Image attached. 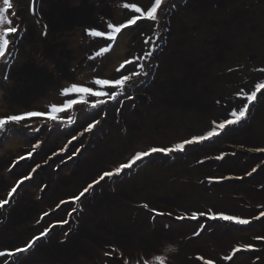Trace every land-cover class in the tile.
I'll list each match as a JSON object with an SVG mask.
<instances>
[{"label": "flooded vegetation", "instance_id": "af4514ba", "mask_svg": "<svg viewBox=\"0 0 264 264\" xmlns=\"http://www.w3.org/2000/svg\"><path fill=\"white\" fill-rule=\"evenodd\" d=\"M40 2H45L52 10V14L60 15V18L44 20ZM124 2H134L147 8L151 6L153 0H79L77 9L70 8L71 0H38L36 7L38 22L27 17L29 26L21 31L25 34L21 38L11 68L0 65V88L6 81L11 83V89L6 94L0 90V97H3L0 108L6 106L7 113L13 111L11 114H14L17 113L13 109L15 106L20 109L19 112H23L34 108L37 102L43 105L47 102L46 108L35 107V110L45 112L51 103H62L65 98L60 95L59 90L72 82L92 86L90 81L96 77L114 78L123 74L116 71L120 66L117 65V55L123 56L122 60L119 59L122 64L130 54L142 55L146 49L144 43L142 50L137 48L140 45L134 43L126 47L125 53L123 49L119 53L118 49L125 43V41L119 43V38L121 35L126 37L124 34L126 29L118 36L112 51L107 53L105 58L96 60L89 57L100 47L106 46L107 41L89 37L88 42L73 47L69 45L65 36L71 29L81 30L87 34L88 28L106 31L108 21L115 24L126 22L133 14L122 7ZM73 15L79 18L73 19ZM44 25L48 26L47 36L42 34ZM140 25L135 32L147 31L143 33V40L145 35H152L150 23L140 21ZM159 32L158 48L153 53L151 61L145 64L148 75L140 76L136 82L143 84V129L148 125L147 122H151L149 119L152 116L151 111L146 110L147 104H150L152 109H156L155 114L163 115L167 110L170 113V115L165 113L164 117L168 119L170 116L172 122L164 124L163 127L176 129L189 122L193 123V127L186 129L185 134L180 133V130L177 134L172 131V134L178 137L177 143L195 135H202L211 130L212 121L219 122L228 115L230 109L242 105L243 101L236 95L241 88L251 91L254 83L259 82L257 78H264V73L253 71L264 67V0H167L160 13ZM135 38L136 34L134 39L132 36V40ZM127 68L132 67L128 65L125 72ZM5 74L8 75L7 80L3 79ZM20 75L22 80H19ZM30 77L36 82L32 83ZM51 90H55L56 93ZM122 103H116L120 105L117 108L118 114L123 111ZM85 107L88 110L90 106ZM86 120L85 124L91 119ZM121 122L127 127H123L118 135L113 134L106 144L104 141L105 146L113 144L114 147L116 143L122 141L127 143L129 135L134 133L131 132L133 127L128 130L127 117H122ZM156 126L157 121L152 127ZM43 134L45 136L42 138L48 146L43 145L41 151L40 147L38 148L35 153H39V156L37 158L34 156L32 161L26 163L27 170L16 173L15 167L18 164H13L15 166L12 165L9 170L0 168V199H6L14 180L16 184L33 167L40 165L36 172L32 173V179L21 184L10 203L5 205L4 209H0V251L22 247L46 228L51 227V231L47 237L37 241V245L29 253H21L15 258H0V264H4L5 261L11 264L13 259L16 264H124L125 260L128 264H137V261L143 264L145 259L152 260L155 256L164 254L171 260L169 264H199V257L211 256L212 248H209V245L212 236L205 238L201 243H195L200 246L196 248L187 239V230L170 227L172 220L179 221L176 219L178 214L185 216L177 211V200L181 199L185 192L191 191L192 195H196L193 185L190 184L196 183L202 188L198 195L200 201L196 202L198 210H208L209 205L210 209H214L212 206L217 205L215 202L218 200L217 196L205 198L207 189L210 192L227 188L229 191L223 195L225 198L240 200L239 206L233 208L252 217L264 211V153L239 150L248 156L241 155L242 157L235 160L238 150H234L226 142L219 145L221 141L239 140V145H243L244 148L264 147V94L258 95L257 102L250 107V116L246 121L235 127L230 126L219 137L205 142L203 150L196 145L188 146L184 153L188 152V158L193 156L192 160L199 162L196 169L200 171L203 167L204 173L208 175L202 174L198 180L187 178L186 180L191 181L179 183L186 191L173 190L174 196H169L170 193L161 196L157 194L155 188L145 193L146 188L143 185L138 186L142 181L118 176L109 186L108 192L102 191L104 195L100 192L103 185L99 184L86 194V198H82L79 206L69 202L57 208L61 201H70L71 197L78 195L89 183L99 178L95 177L98 173L95 169L98 168L102 156L101 144L98 136L92 139L99 155L93 160L87 156L88 162L92 160L90 164L84 165L83 157L72 163V159L66 157L82 148L85 142L82 139L86 135L73 140L72 137L76 134L72 132H54L45 127L34 136V139ZM145 134L147 137H143L145 139L143 146L147 147L151 142L148 139L150 133L144 131L143 136ZM134 138L129 139L128 144L133 145ZM89 140L90 138L86 140L87 143ZM69 141H73L70 150ZM172 143L176 144L174 141ZM208 143L210 147L207 148L205 146ZM32 146L31 143L27 148ZM151 147L153 146L150 145ZM65 148L66 150L61 152V149ZM110 148L105 155L115 151ZM125 149L119 148L117 151L123 154ZM196 151L202 158L194 160ZM222 153H226L223 160L215 159ZM175 155L176 153L170 156ZM257 165L259 167L256 172L251 176L247 175ZM229 177L231 179H228ZM207 181L217 182L220 187L215 188L218 186L216 183L210 187L205 183ZM129 183L132 185L129 186ZM29 186L35 190L29 189ZM231 188L234 193H230ZM123 195L127 198L121 202L120 198ZM248 196L254 197L250 204L243 202V197ZM257 198L258 200H255ZM127 200L128 206H125ZM107 201H110L109 205ZM117 203L121 206L117 207ZM144 203L149 205V209L171 215L155 216V213L142 207ZM73 207H76L77 211L69 217L68 213ZM46 212L49 215L40 220ZM159 219L161 221H158ZM64 220H68V223H59ZM135 223H140L142 229L136 228ZM237 226L257 230L255 237H246V240L252 242L251 245L259 251H249L246 255L239 252L231 261L222 259L220 264H264V241L255 239L264 236V220L254 221L252 225ZM204 231L209 234L212 232L207 228ZM229 233L230 231L223 230L213 235L222 237L221 244L226 236L231 237L232 233ZM184 238L185 241L182 240ZM171 248L174 252L169 251ZM231 253L230 250L229 254Z\"/></svg>", "mask_w": 264, "mask_h": 264}, {"label": "rangeland", "instance_id": "374dc122", "mask_svg": "<svg viewBox=\"0 0 264 264\" xmlns=\"http://www.w3.org/2000/svg\"><path fill=\"white\" fill-rule=\"evenodd\" d=\"M14 5H15V12H16V16L13 17L14 23H19L20 26H24L25 23L20 19L19 16V11H20V5L24 6V10L27 12L28 11V18H30L31 20H35L37 21V16L36 14L33 15L31 10H30V6H31V2L30 0H27V2L25 3L24 0H13ZM71 4L75 6V3L71 0ZM27 15V14H26ZM73 19H77L79 18L78 16L73 15L72 16ZM71 18V17H70ZM139 25H137L136 27H133V29H126V37L124 38L123 35L120 36L119 38V43H122L123 41H125V43H123L122 48L118 49V52L120 53L121 50L123 49L124 53L126 52V47L128 48L129 45H132L134 43L140 45V47L138 46L137 48H139L140 50L143 49V35L142 33H145L147 31L144 30H139L137 32H135L136 30H138L141 25L140 22H138ZM138 28V29H137ZM149 28V26L147 27ZM130 34H132L130 36ZM134 34H136V38L135 40H132V36L134 39ZM141 36V37H140ZM132 51V50H131ZM130 51V52H131ZM123 57V56H122ZM117 55V65L119 66L121 64V62H119L120 60H122L123 58ZM125 57H127L125 55ZM134 57L133 55L130 54V56H128V59ZM120 59V60H119ZM130 67L135 68L134 65H130ZM96 76H99L98 74H96ZM141 82V81H139ZM142 82L141 83H137L135 84V86L131 89V90H127L126 92L128 94H130L132 97H134V99H122V113L120 112V114L117 113V108L120 105H116V103L119 102H111L108 105L103 106L104 110L106 111L107 115L106 117H101L99 115H97L95 118L100 119V123L96 126L95 129H93V131L91 133L85 132L84 135L85 138L82 139V141L84 142L82 148L77 149L75 151L74 154H69L66 158H69V156L71 155L72 159V163L79 161V159H83L82 163L84 165L86 164H90V162L96 158V155H99L98 153H96V145L93 144V138H95V136L99 137V142L101 144V149L100 151L102 152V156L100 157V162H99V166L98 168H93L96 171H98V173L96 174V178L99 177L101 175L102 172L104 171H112L114 170L115 167H117L119 164L121 163H126L128 161V159L131 158L132 155H134L135 152L137 151H143V148H145L144 150H147L150 148V145H152L153 147H169L174 145L172 142L174 141L175 143H177V135H173L172 131H174L175 134H177L179 132V130L181 131L180 133L185 134L186 129L193 127V123H188L187 125H183L180 128L173 129L172 127H163L164 124L168 123V122H172L170 119V116L168 117V119H165L164 115L165 113H167L168 115H170V113L167 111H165V113L163 115H160L157 110V114H155L154 112L156 111V109H152V105L147 104V111H151L150 114H152V116L149 118L151 120V122H147V126H145V129H143V116H144V111H143V90H142ZM118 100H120L118 98ZM30 103V102H29ZM33 103V102H31ZM51 103V101L49 102ZM56 103L57 105H59L61 102H53ZM121 103V102H120ZM52 104V103H51ZM11 105L10 104V109H11ZM47 102L45 105H43V103H36V106L38 108H46ZM35 106V107H36ZM41 106V107H39ZM35 107L32 108L33 110H35ZM91 107H89L90 109ZM4 110H0V116H6L8 114H11V112L13 111H9L7 113V108L5 109V106H3ZM18 109V108H17ZM32 109H26L27 110H32ZM87 107L85 106H81V105H76L74 106V108L72 110H70L67 113H63L61 114V120L60 121H45L43 119L37 118L32 122H28L29 126H24L23 124L20 126H16V125H11L8 126L10 127V131H5V132H0L3 135V138L6 141V145L5 147L1 148L0 147V157L5 156L6 154L9 153V151H13L14 153L11 154L7 160L10 161L11 158H19L21 156L26 157L24 160H20L18 162V165L15 167V172L16 173H20L23 170H27L25 165L27 162H29L28 160H33L34 156L35 158H37L39 156V153H35L38 148L40 147L39 151L42 150V146H48L47 143H45L44 137L45 134L41 135L40 137H38L37 139H34V136L38 134V132L41 131V129L43 128H49L54 132H72L73 134H76V139H78L81 135H79V133L81 131H83V127L86 125L85 124V120L87 119H92L93 116L92 114L97 112V109H88L86 110ZM12 110V109H11ZM19 110V109H18ZM4 111V112H3ZM42 111V110H40ZM88 111V112H87ZM47 112V111H45ZM127 112H129V114L127 115ZM122 117H127L128 122V130H130V127H133L131 129V135H129V139H133L134 136V143L133 145L128 144L129 143V139L126 141H122L119 142V144L116 143V145L114 147L113 144L112 146L109 145L108 147L105 146L103 144V142L105 141V144L107 142L110 141V139L112 138L113 134L118 135L119 131H121L123 129V127H127L125 125H123V123L121 122V118ZM178 119V118H176ZM68 120H71L72 123H68ZM86 120V121H87ZM90 121V120H89ZM157 121V126L156 127H152L154 124H156ZM78 122V123H77ZM179 122V119H178ZM88 123V122H87ZM135 123V124H133ZM59 130V131H58ZM185 130V131H184ZM149 132L150 134H148V139L151 140V142H149V144L147 145V147L143 146V137L146 138L147 135L145 134L143 136V132ZM95 132V133H94ZM200 132V130H199ZM57 135H59V133H57ZM128 136V133L126 134V137ZM90 138V140L87 143V139ZM157 140V141H156ZM140 142V143H139ZM222 143L219 145H223V143H228V146L232 147L234 150H245L249 153L248 148H244L243 145H239V140L236 142H232V141H221ZM32 143V145L34 146L35 144H39L40 146L38 148L35 149V151H33V146L32 148H27L30 144ZM207 143V142H206ZM64 143H62V145H64ZM73 141H71V143L68 142V149L70 150V147L72 146ZM210 143L207 144V146L205 147H210L209 145ZM198 147H200L201 150L204 149L203 145H196ZM107 147V149H109V147L115 149V151L113 153H110L109 155H105L104 153L108 152V150L105 148ZM27 148V149H26ZM110 148V149H111ZM125 149V151L120 152L117 151V149ZM29 152H32V156H28L27 154ZM100 152V153H101ZM196 153V159L194 160H198L200 158H202V156L200 154ZM248 156L247 153H241L240 151L238 152L235 160L237 158H240L242 156ZM254 155V154H252ZM87 156L92 157V160H90L89 162L87 161ZM254 157V156H253ZM193 156H191L190 158H188V152L184 153V155L182 156L181 153H176L175 156H164L163 154H154L152 157L147 158L146 160H144L143 162H138V166H133L132 169L125 170V173H122L120 176L125 178H129V179H138L140 181H142V183H139L138 186L143 185V187H145V193L149 192L152 188L157 189V194L159 195H168L167 193H170L169 196H174V192L173 190H185L184 188H182V186L179 184L183 181H191V180H186L187 178H194L196 180L200 179V175L204 174V175H208V173H204V168L201 167L202 169L200 171H198V169H196V165L199 164V162H195L192 160ZM40 159H38L39 161ZM233 160V157H232ZM30 161V162H31ZM79 164V163H76ZM203 164V163H201ZM68 165V164H67ZM73 165H71L72 167ZM237 166H239V164H237ZM83 168H87V167H83ZM44 171H47L46 169H43ZM70 171V168L68 169ZM87 172V171H85ZM84 172V173H85ZM211 174V173H210ZM87 175V174H86ZM7 177H9L8 175H6ZM212 176H215L214 174H212ZM13 179H17L14 178ZM115 177L109 179L106 178L105 181L101 182V188H100V192L103 194V190L108 192V188L109 186L112 184V182L114 181ZM206 184H209V186L211 187L213 185V183L217 182H205ZM15 184V180L12 183V187ZM129 186L132 185V183L128 184ZM186 185V184H185ZM193 185L195 191H196V195H192L191 191L189 192H185V195H183L181 197V199L177 200V205H176V209L178 212L183 213L185 216L190 217L192 215L193 212L195 213H205L207 212L210 208L209 206L207 207L208 210L202 211L198 210L197 204L196 202L200 201V198L198 195H200V191H201V187L199 186V184H190ZM218 186L215 188L220 187L219 184H217ZM31 186V184H30ZM32 190L33 187H30ZM243 189H247L246 187H242ZM210 189V188H209ZM232 189V188H231ZM235 189V188H234ZM238 189V188H236ZM235 189V190H236ZM37 190V189H36ZM38 191H40V189L38 188ZM186 191V190H185ZM206 191V190H205ZM207 194L205 195V198H212L213 196H217L218 200H216L215 202L217 203L216 207L212 206L214 209H211L213 212L219 214V213H224L227 215H233V216H237V217H241V218H246V219H251L252 216L245 214L243 211H238L236 208L233 207H238L239 206V201L238 199H229L228 197H224V194H228L229 189L225 188L222 190H211L209 192V190L207 189ZM54 189H52L51 194H53ZM144 193V194H145ZM230 193H234V190L232 189V192ZM127 197L125 195H123L120 200L121 202H123V199H126ZM102 199H104L102 197ZM243 202L250 204V200H254V197H243ZM33 200H35L33 198ZM255 200H258L255 199ZM128 201L125 203V206H128ZM110 201H107V205H109ZM113 204V202H112ZM172 205V204H171ZM215 205V204H214ZM121 206L117 203V207ZM177 216H182V215H177ZM151 219V218H150ZM149 219V220H150ZM158 221H161L160 219ZM169 226V223H167ZM228 224H230L231 226H229ZM136 228L138 229H142V225L140 223H135L134 224ZM167 226V227H168ZM170 227L172 229H176V228H180V229H185L187 230V235L191 244H193L196 248H199V245H195V243L199 242L201 243L203 240H205V238L207 237H211V241H210V245L209 248H212L211 251V256L205 258V255H203L202 257L204 259H210L212 261H214V264H220V262H222V259H225V257L229 256V251L231 250V252L233 251L234 248L236 247H240L241 249H243L245 246L250 245L252 242L246 240V237H255V235L257 234V230H248V229H244V228H240L237 225L232 224L231 222H220V221H209L206 219V217H201L200 220H179V221H175L172 220ZM201 228H203V231L201 232L200 236H195V233L200 230ZM207 228V230H210L212 232L207 233V231H204V229ZM223 230H228L230 231L231 237L226 236L225 239L223 240V242L220 244V239L222 238L221 236H214L213 233L218 234V232L223 231ZM145 231V225L143 224V232ZM204 233V234H202ZM206 234H208L209 236H207ZM216 234V235H217ZM215 238V240H214ZM178 240V238H177ZM185 241V238L182 239ZM177 242V241H175ZM179 242V241H178ZM173 249V248H171ZM172 252H174V249L172 250ZM240 253L242 254H248L249 252H245V251H241ZM167 254H164L163 256L166 257ZM167 259V258H166ZM171 261L169 259H167V263ZM170 263V262H169ZM168 263V264H169ZM188 264V263H186ZM193 264V263H190ZM199 264H203V260L200 259V263Z\"/></svg>", "mask_w": 264, "mask_h": 264}, {"label": "snow or ice", "instance_id": "6c2138e0", "mask_svg": "<svg viewBox=\"0 0 264 264\" xmlns=\"http://www.w3.org/2000/svg\"><path fill=\"white\" fill-rule=\"evenodd\" d=\"M31 6L30 10L33 15L36 14V7L38 0H30ZM167 0H153L151 6L144 8L142 6L137 5L134 2H124L122 3V7L124 9L130 10L133 14L129 19L124 23L115 24L111 21L107 22V30L101 31L96 30L95 28L86 29V33L90 37L101 38L108 43L104 47H100L93 56L89 57L92 60H96L97 58H105L107 53L112 51L113 45L116 44L118 36L125 29H130L132 26H137L138 22L144 21L150 23L152 26V35H145L143 40L144 45L146 46L145 51L142 55L134 56L130 59L125 60L120 66L116 69L118 73H123L118 77L114 78H101L96 77L90 81L92 86H86L77 84L72 82L69 86L60 89V95L64 97L62 103L59 105L51 104L48 108L47 112L40 110H27L23 112H17L14 114H8L6 116H0V132L10 131L11 125H24L29 126L28 122H32L37 118L43 119L45 121H60L61 114L67 113L74 108L76 105L90 106L92 109H97L98 111L93 113V118L86 123L83 127V131L79 133V135H84L85 132L91 133L93 129L100 123V119L95 118L97 115L101 117H106L107 113L104 110L105 105H108L111 102H121L122 99H134L130 94L126 92V89H131L135 86L137 79L140 76H147L148 73L145 70V64L151 61L153 53L158 48V41L160 40V32H159V22H160V13L164 9ZM16 16L15 5L13 0H0V65L6 66L8 69L11 68V63L14 62V58L16 52L19 48V33L23 30L20 24L14 23L13 17ZM47 25H44L43 35L47 36ZM134 30V29H133ZM125 35L127 33H124ZM142 35H144L142 33ZM128 65H134L135 70L132 68L125 69ZM95 67V65H94ZM232 71V69H229ZM253 71L264 73V67H260L254 69ZM3 79L7 80L8 75L5 74ZM259 82L254 83L251 91H246L244 88H241L240 91L236 94L237 97L243 101L242 105L238 108H232L229 110L228 115L225 118H222L219 122L212 121L211 130L205 132L202 135L192 136L190 139H185L182 142L176 143L169 147H151L144 151H137L134 155L131 156L130 159L126 163H121L112 171H104L101 173L98 179L94 180L92 183H89L78 195H75L70 198V201H61L57 208L60 205L66 203L78 204L82 202V198H86V194H89L96 185L101 184L102 181H105L106 178L118 177L122 173H125V170L132 169L133 166H138V162H143L147 158L152 157L154 154H163L164 156H169L174 153H184L186 152L188 146L194 145H203L205 142L212 141L213 138L219 137L220 134L230 126L235 127L241 124L242 121H246L250 116V107L254 105V102H257L258 95L264 94V78H257ZM94 98V99H90ZM118 98H121L118 100ZM68 123H72L71 120H68ZM72 139H76V136H73ZM71 143V141H69ZM40 145L35 144L33 146V151L38 148ZM65 149H61V152L65 151ZM248 151L255 153H264V147H254L249 148ZM29 157L32 156V152L27 154ZM226 153H222L220 156L215 157V159L223 160ZM26 157L21 156L18 158L17 163L20 160H24ZM71 158V155L69 156ZM202 162V161H201ZM15 166V165H13ZM40 167L37 164L35 167L31 169V171L21 177L15 186L11 187L8 191V197L6 199H0V209H4L5 205H8L12 200L14 194L17 193V189L20 188V185L23 184L26 180L32 179V173H35L36 170ZM256 167H253L252 172L247 173V175L251 176L253 172H256ZM228 179H231L229 177ZM236 179H241V177H236ZM143 208L149 210L150 212L155 213V216H170L171 213H165L163 211H158L156 209H149V205L144 203L142 205ZM82 211V208H80ZM77 211L76 207H73L71 211L68 213L69 217L72 216L74 212ZM49 213H44L43 216L40 217V220H43L44 216H48ZM155 216L153 219H155ZM201 217H206L209 221H220V222H231L234 225L239 226H247L252 225L254 221H262L264 220V211L259 212L257 215L252 217L251 219L241 218L233 215H227L224 213H215L211 209H209L205 213H195L193 212L190 217L186 216H177L178 220H200ZM40 221H37L39 223ZM61 224H67L68 220L60 221ZM55 225H53L54 227ZM51 231V227L44 229V231L37 236H34L31 240L27 241L22 247H18L9 251H0V258L3 257H12L15 258L19 254L29 253L30 250L37 245V241L41 240L42 237H47L48 233ZM203 228L195 233V236H200ZM68 233L66 232L65 235ZM259 241H264V236H258L255 238ZM173 249H169L172 251ZM245 251V252H255L259 251V249L255 248L253 245H247L243 249L240 247H236L233 249L231 255L225 257L226 260L231 261L233 257L236 256L237 253ZM108 255V253H106ZM199 259L203 260V264H214V261L210 259H204L203 257H199ZM258 260L259 257H256ZM4 264H8L7 261ZM11 264H16L15 259L12 260ZM124 264H128V261L125 260ZM137 264H140V261H137ZM143 264H167V259L163 255H157L152 260H143Z\"/></svg>", "mask_w": 264, "mask_h": 264}, {"label": "water", "instance_id": "95a60500", "mask_svg": "<svg viewBox=\"0 0 264 264\" xmlns=\"http://www.w3.org/2000/svg\"><path fill=\"white\" fill-rule=\"evenodd\" d=\"M75 3V6L70 4L71 9H77V3L79 0H72ZM136 27V26H133ZM133 29V28H132ZM74 29L69 30L68 34L65 36V38L68 39L69 45H72L73 47H77L79 44L82 45L85 42H88V39L90 36L84 33V31L77 30L73 31ZM11 89V83L9 81L4 82V85L2 88H0L1 92L6 94ZM50 90V89H49ZM48 90V91H49ZM52 92L56 93L55 90H51ZM3 97H0V102L2 101ZM0 110H3L0 108Z\"/></svg>", "mask_w": 264, "mask_h": 264}, {"label": "built area", "instance_id": "2783aa9c", "mask_svg": "<svg viewBox=\"0 0 264 264\" xmlns=\"http://www.w3.org/2000/svg\"><path fill=\"white\" fill-rule=\"evenodd\" d=\"M40 11H41V13H42V18L44 19H51V20H55V19H59L60 18V15H53L52 14V10L50 9V7L45 3V2H40ZM44 13V14H43ZM26 26L28 27L29 25H28V23H27V16H28V11L26 12ZM40 18H41V16H39ZM44 19V20H45ZM27 27H21L23 30H26V28ZM24 34H25V32H20L19 33V37H20V39H19V44L21 43V38L24 36ZM20 47V46H19ZM18 51V50H17ZM21 53H19V55H20ZM51 57V56H50ZM52 58V57H51ZM22 75H20V78H19V80H22ZM31 78V77H30ZM31 81H32V83H35L36 81H33V78H31ZM38 83H40V82H38ZM0 142H4V140L3 139H1V137H0ZM25 161V160H24ZM29 161V160H28ZM15 164H18L17 163V160H15ZM0 167H1V164H0Z\"/></svg>", "mask_w": 264, "mask_h": 264}, {"label": "crops", "instance_id": "0c3cea01", "mask_svg": "<svg viewBox=\"0 0 264 264\" xmlns=\"http://www.w3.org/2000/svg\"><path fill=\"white\" fill-rule=\"evenodd\" d=\"M41 18L39 17V20H40ZM38 22V21H37ZM46 64V63H45ZM34 103V102H33ZM30 104H32V103H30ZM17 108H15V110H16ZM1 136H3L2 134H1ZM14 152H12V151H9V153H8V155H7V158L11 155V154H13ZM5 157L6 156H3V157H1L0 158V164L1 165H3L2 167H0L1 168V170H5V169H10L11 167H12V165L13 164H15V160H17L16 158H11V160L10 161H8L7 160V158L5 159ZM13 169V168H12Z\"/></svg>", "mask_w": 264, "mask_h": 264}, {"label": "bare ground", "instance_id": "6f19581e", "mask_svg": "<svg viewBox=\"0 0 264 264\" xmlns=\"http://www.w3.org/2000/svg\"><path fill=\"white\" fill-rule=\"evenodd\" d=\"M24 2L26 3V0H24ZM19 16H20V19L25 23V25L21 27H26V11L24 10L23 5H20ZM3 143L4 142H0V146L3 145Z\"/></svg>", "mask_w": 264, "mask_h": 264}]
</instances>
